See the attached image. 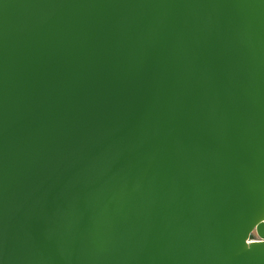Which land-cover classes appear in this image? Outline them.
Instances as JSON below:
<instances>
[{
	"label": "water",
	"instance_id": "1",
	"mask_svg": "<svg viewBox=\"0 0 264 264\" xmlns=\"http://www.w3.org/2000/svg\"><path fill=\"white\" fill-rule=\"evenodd\" d=\"M0 264H264V0H0Z\"/></svg>",
	"mask_w": 264,
	"mask_h": 264
}]
</instances>
